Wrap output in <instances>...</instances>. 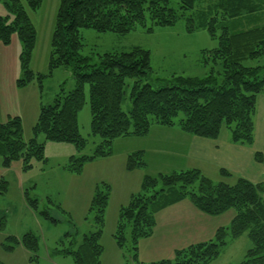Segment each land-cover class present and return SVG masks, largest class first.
Returning <instances> with one entry per match:
<instances>
[{
    "label": "trees",
    "instance_id": "16d2710c",
    "mask_svg": "<svg viewBox=\"0 0 264 264\" xmlns=\"http://www.w3.org/2000/svg\"><path fill=\"white\" fill-rule=\"evenodd\" d=\"M43 0H5L9 11L0 15V39L10 40L16 32L21 41L20 66L23 76L18 84L24 86L34 77L42 89L44 75L29 67L35 44L36 29L26 10L40 8ZM196 0H60L53 33L49 67L64 66L74 79L69 91L61 89L50 104H40L34 135L25 140L19 116L0 122V156L4 166L22 157L24 166L36 158L45 162L44 140L73 143L79 154L67 158L64 168L79 173L84 164L112 153V143L122 136L147 135L153 122L174 126L190 135L215 139L224 127L229 140L251 146L254 142L257 98L264 93V11L259 3L249 0H216L205 8H195ZM186 30L204 27L217 46L203 50V64L211 66L203 77L174 76L169 84L153 86L148 78L152 73L150 52L141 46L127 50L98 53L96 58L82 53L81 29L126 34L137 27L148 32L157 26H172L186 11ZM12 17L8 20L9 17ZM219 31V34H217ZM259 60L248 65L246 60ZM132 78L129 89L130 108L124 110L126 80ZM88 85L90 131L100 137L92 154L81 153L86 146L79 130L78 113L85 103ZM177 120L175 117L179 116ZM143 150L127 155L126 169L145 166ZM255 160L263 161L256 151ZM221 175L233 173L220 168ZM6 181L0 179V195ZM264 180L252 182L237 176L233 182H214L198 168L171 170L154 176L145 173L140 189L133 192L126 204L119 208L113 238L117 246L130 251L138 260V244L148 237L155 225V215L162 209L182 200H189L201 213L220 215L235 211L229 226H218L212 238L193 242L181 248L173 259L165 258L147 264H210L225 246L247 232L250 247L243 259L232 264H264ZM110 195L109 184L102 182L91 197L89 211H93L95 229L79 234L67 231L68 246H59L55 253L70 255L74 264H101L103 246L100 242L105 224V211ZM27 205L38 210V199L25 192ZM62 212H64L62 210ZM51 223L49 208L39 211ZM70 220V219H69ZM71 221V220H70ZM5 222L0 213V228ZM72 222V221H71ZM130 227L129 239L125 232ZM17 238L8 236L2 243L6 251L15 248ZM128 242V246H127ZM20 243L31 253L37 250V238L31 232L23 234ZM63 243V242H62ZM60 244V242H59ZM32 256V255H31ZM30 260H37L36 255ZM3 264V263H0Z\"/></svg>",
    "mask_w": 264,
    "mask_h": 264
},
{
    "label": "rangeland",
    "instance_id": "374dc122",
    "mask_svg": "<svg viewBox=\"0 0 264 264\" xmlns=\"http://www.w3.org/2000/svg\"><path fill=\"white\" fill-rule=\"evenodd\" d=\"M59 1L43 0L37 10H31L25 5L36 29L29 67L35 75H44L42 89L35 77L24 86L18 84L23 72L20 66L21 41L17 33L13 32L7 42L0 39V122L7 121L9 116H19L25 140L34 135L33 126L40 104H50L61 89L69 91L74 87V79L67 67L55 68L50 73V43ZM214 1L216 0H196L195 8H205L207 3ZM249 2L259 3L264 10V0ZM189 13L187 10L184 17L179 18L172 26H157L150 32L143 27H137L126 34L82 28V53L90 55L94 60L98 53L106 51L127 50L133 46L146 48L150 52L152 67L148 81L153 86L170 84L174 76L203 77L211 66V62L209 65L203 64V50L216 47L218 40L212 38L204 27L186 30V16ZM7 14L9 11L5 0H0V15ZM262 16L264 21V11ZM11 18L10 16L8 20ZM259 62L254 59L245 61L248 65ZM132 82V78L126 80L122 101L124 110L130 108L129 89ZM84 92L85 103L78 113L79 130L86 138V146L81 153L90 155L100 142V137L90 131L87 84ZM262 106V102L258 101V115ZM180 116L182 113L175 120ZM173 129L174 126L153 122L147 135L119 137L112 143L110 156L86 162L79 173L63 167L69 156L79 154L75 145L70 142L45 141L42 134L37 138L45 142V162L33 158L29 166H24L22 157H18L9 166H4L0 156V179L6 181V190L0 195V213L5 218L3 227L0 228V263L74 264L70 255L55 253L56 249L59 246H68L69 238L65 237L68 230L76 229L81 235L95 229L94 213L89 211V204L96 187L102 182L109 184L110 195L100 240L103 246L101 264H147L165 258L173 259L181 248L212 238L218 226H229L235 213L233 209L220 215H207L185 199L155 215L151 235L139 240L140 263L132 259L130 251L125 252L117 246L113 233L119 208L128 202L133 192L140 189L144 174L156 176L167 173L189 159L185 153L187 144L175 140ZM223 129L225 128L221 131ZM136 150L144 151L145 166L129 171L126 169L127 155ZM204 172L214 182L223 180L230 183L239 176L236 173L231 176L221 175L219 169H213L212 165L207 166ZM26 191L31 198L38 199V210L27 205ZM46 208H49L52 217L59 219V222L51 223L40 215L39 211ZM129 231L130 227L127 226L125 234L128 239ZM26 232L33 233L37 238L38 248L34 253H30L20 243ZM8 236L17 238L12 251H6L2 247ZM232 241L210 264H232L243 259L251 245L247 232ZM31 255H36L37 260H30Z\"/></svg>",
    "mask_w": 264,
    "mask_h": 264
},
{
    "label": "crops",
    "instance_id": "0c3cea01",
    "mask_svg": "<svg viewBox=\"0 0 264 264\" xmlns=\"http://www.w3.org/2000/svg\"><path fill=\"white\" fill-rule=\"evenodd\" d=\"M263 98L264 93L259 94L257 98V103L258 101H261L263 106L260 114L258 115L257 111L255 115L254 142L251 146L239 145L230 142L229 133L226 128L220 132L218 138L210 139L190 135L175 127V129H173L176 134L175 140L178 143L185 142L187 144L185 147V153L189 157V159L188 161L185 160L186 162L184 161V163H180V167L171 168L170 171L187 168H199L201 171H203V173H205L204 169H207V166L212 165L213 169L215 170L225 168L233 174L236 173L239 176H243L252 182L262 181V178L264 177ZM256 151L262 152L263 161L255 160L254 155ZM262 198L264 200V193L262 194ZM178 203H175V205ZM165 209L166 208L160 210L157 215L163 212ZM229 244L230 242L227 245L229 246ZM224 249H226V246Z\"/></svg>",
    "mask_w": 264,
    "mask_h": 264
}]
</instances>
